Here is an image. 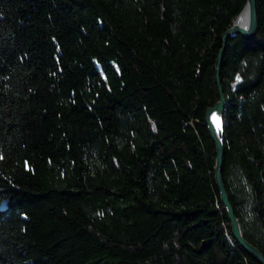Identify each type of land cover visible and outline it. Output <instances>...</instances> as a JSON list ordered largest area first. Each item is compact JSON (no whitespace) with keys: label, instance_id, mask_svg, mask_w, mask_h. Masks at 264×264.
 I'll return each mask as SVG.
<instances>
[{"label":"trees","instance_id":"16d2710c","mask_svg":"<svg viewBox=\"0 0 264 264\" xmlns=\"http://www.w3.org/2000/svg\"><path fill=\"white\" fill-rule=\"evenodd\" d=\"M228 39L223 182L264 254V0ZM245 0H0V264H260L204 122Z\"/></svg>","mask_w":264,"mask_h":264},{"label":"water","instance_id":"95a60500","mask_svg":"<svg viewBox=\"0 0 264 264\" xmlns=\"http://www.w3.org/2000/svg\"><path fill=\"white\" fill-rule=\"evenodd\" d=\"M257 29V2L256 0H245L243 7L235 16L231 24L220 34L221 44L214 64L218 99L214 102V104L206 107L204 111V122L207 127L209 137L214 144L215 159L213 166V178L219 192V200L224 206L227 218L230 222L231 236L233 240L251 257H253L260 264H264V254L258 247L249 242L243 236L222 178L225 153L222 138V118L226 105V98L220 80L222 58L229 38L239 34L245 39H251L255 36Z\"/></svg>","mask_w":264,"mask_h":264}]
</instances>
